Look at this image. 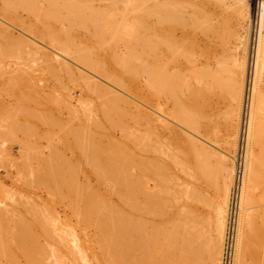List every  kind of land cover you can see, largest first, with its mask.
<instances>
[{
	"label": "bare ground",
	"instance_id": "1",
	"mask_svg": "<svg viewBox=\"0 0 264 264\" xmlns=\"http://www.w3.org/2000/svg\"><path fill=\"white\" fill-rule=\"evenodd\" d=\"M123 1L125 3V9H126V10H124L125 12L128 11V9H129V11L131 13L136 12L137 14H139L138 19L136 21L134 20L133 23H130L127 21V19H126L127 15L125 13L124 14L126 17L124 15L123 16L121 15L119 18L113 16L114 14L112 13L111 8H113V6L117 7L116 2H118V0H113L114 3H112L113 6L110 7V10L96 8L92 4L93 2L89 1V0H84V1L80 0V2H77V3L75 0L73 3H69V1L67 3V1L63 2V1H59V0H46L45 1L46 5L43 4L45 6L42 5L44 0H12L11 2H7V3L3 4L2 6H0V10L4 13L5 17L9 18L12 21H17V22L20 21L19 17L16 16V14H15L16 13L15 9L17 10L18 8H23L24 10H27L30 14L33 13L34 15L33 14L32 15L34 16V18H35V16L36 17L39 16L38 18L41 19V24L36 25L37 29L34 31L35 34L40 36V38H42V39L50 41V43L55 47V49H57L59 51V53H68L69 52V49H70L69 44H71L70 38L72 37L70 30H73L75 28L76 24L84 26V27H86V29L88 27H90L91 29L93 28V30H94L93 34L95 36H97L98 39H100V40L104 39V35L106 34V32H107V34L109 32L110 41L113 40L112 41L113 43H118L119 41H121L122 44L124 42V46H125L124 49L126 48V51H128L129 46H133V43H132L133 41L135 42L134 43L135 46H139V44L141 43L142 47H145L144 50H147L146 52H148V54H150L151 56L154 57V61L152 60L151 62L147 63L144 66V68L134 67L133 62H132V60L134 59L133 55H135V53L132 55L134 50L132 52L128 51L129 54L127 53L128 55L125 56L124 58H123V56L120 57L119 55H117V54H120L119 52H122V51L118 52V50L120 48L122 49L123 45L116 51V54H114V55L112 54L113 59H114V57H115V59H117L119 66L122 67L121 71L128 73V76L130 73H136V74L138 73V74H141L142 76H143V74H145L146 81L144 78V82L147 85H149L150 87H152L153 89H155L154 94L156 93V91L159 94H164L167 91H169V87L171 88L170 83L172 82V84H173V81H176V83L178 84V86L181 90H183V89H186V91L188 90L189 95H188L187 102L183 103L182 101H180L183 104L177 105V107L174 111L169 112L170 118H169V116H166V117H168L170 119V121H172V122L177 120V121L185 124L187 127L197 131V132L204 130V129H206L207 131L210 130L209 125L206 126L203 119L204 118L206 119L209 116L210 108H212L210 106L213 102L212 101L213 97L211 96L210 90L212 88H216L215 91L217 92V89L220 88V86H221L222 81H220L221 78L219 79L220 73H218V69H217V71L213 72L211 67L208 65L202 66L201 68L197 67L198 66L197 65L191 69V72L188 75H182V73H181V74H177L176 76H172L171 73L169 72V70L167 69V67L169 65L168 63H169V61L177 59L178 56L183 55V56H186V58L187 57L189 58V55L193 54L196 44L197 45L199 44L197 42V37H196V32L198 30H201L200 32L203 31L204 33L207 32L210 39L212 38L210 35H214L215 33L217 34V32H218L217 29H218L219 25H217L218 27H216L214 22L212 21L213 20L212 19L213 18L212 8L215 6L216 3H220V4L222 3V4H224V6H226V8H230V10H232L231 16L229 17V15H227L228 18L224 22V23L228 24L227 25L228 27L226 26L227 27L226 30L224 29L225 30L224 34H221V33L220 34L223 36V40L225 42L230 41L231 39L235 38L237 40L236 43H238L236 46V49L233 52H230L229 54L227 53L228 55L224 56V58L226 57V61L230 62V63H227V65L229 67L228 71L230 72V78H229L228 82L226 81L227 84L224 86V88H226V87L228 88V91L230 92V95H231V96L230 95L229 96L232 97L229 100L234 102L233 106L229 105L232 107L230 109V112L228 113L230 116V128L232 131L231 134H232V136H234L231 139L232 140V142H231L232 148L236 149V147H237V142H236L237 139L236 138H237V135L240 133L239 131L241 130L240 124H241V126H243L244 123L246 125V133H245L246 134V136H245L246 142H245L244 147L242 149V156H241L242 167H241L240 173L238 171V161H239V156H240L239 151H240L241 145H242L241 141H240V144L238 145V153H236L237 156L233 155L229 152L223 151L224 152L223 154H221L220 156H216L217 162L214 164L212 159L215 157L216 154L219 155V153H216V152L213 153L212 150H209V148L207 146L201 144V142L198 141V139L196 140L194 137H189L188 140H182L185 142L184 144L179 142L180 145L178 146V151H174L175 149L172 150V147L168 146L170 143L168 145L165 144V146H164L163 142H161V143L158 142L156 144H160V145L157 146L154 143L155 140L154 141L153 140H147V139H150L151 137L149 138L146 136V137H144V140H142L140 138H138L140 140H137L139 133L137 135V133L133 132L135 135H137V137L135 135H133V136L130 135V137L133 138L135 136L134 138L139 143L141 150L144 152V154H140V156L137 155L138 157L136 158L135 156H131L132 155L131 150L128 151V149L130 148L129 145L126 144L127 145L126 146V145L122 144L124 142L119 143L120 140L118 141V139L115 137V135H114V137H110V140L107 138L108 142H107V144H104L103 142H101V140H103L104 138H97V137H99V135H101V133L98 134V136L96 135L97 137H95L94 136L95 133L93 131V128H91L92 125L90 126L89 124H87L88 126L86 127V125H85L83 133L82 132L80 133L81 136L78 134L79 136H77V137H79L80 141L84 140L81 142L82 145H80V146L83 148L82 152H83L84 160H85L86 164L89 165L88 171H89V169L91 170V168H92L93 171L92 170L91 171L97 174L99 179L97 180L96 184L98 186L100 184L99 183L100 181L103 182L102 184H104L105 182L106 183L109 182L108 185L110 184V186H111V184H112V186H117L116 189H115V187L113 188L114 190L112 189V187L111 188L108 187V188H110L112 191H114V195L115 194L117 196L119 195V197L121 195V199H119V200H123L121 202H123L124 205H127L131 209L130 214H129V211L124 213L123 210H122L123 212H121V210L120 211L117 210L118 208L115 209L116 205H115V207L111 206V202H112L111 200H113L114 198L109 200L107 198V196L110 193H112V191L109 192L108 195H106L105 193H107V191L105 193H101L102 190H99V187L97 185L95 187L94 186L90 187L91 184L93 185V182H90V180H88V179H91L89 176H87V177L85 176V180L88 178L86 180V182L88 181L87 184H80L79 187H80V190L83 191L82 192L83 196H81V195L80 196H81V199L82 198H84V199H82L81 201L84 200L85 201L84 204L86 203L85 205L87 206V208H89V209H87V211L85 210L87 213L89 211V214H87V215H89V216L92 214L95 215V217H97V219L96 218H94V219H96L97 222L99 221V223H100V221H103L102 222L103 224L101 223L103 226H102V228L100 227V230L103 229V227H104V229L106 228L105 230H107V232L104 229L101 230L102 232L100 231L101 233H104V234H99L100 235L99 241H100L102 246L104 245L102 247L104 250H107L108 252H113L114 255L118 253L117 254L118 258L116 257L117 258L116 264H155V263L156 264H197L199 262L197 260L198 259L197 255H200V253H202L201 249H203V247L201 248V236L202 235L199 231V228L196 227L195 226L196 224L193 223L194 222L193 219L195 220V218H193V217H195V216H193L194 213H192L193 211L190 208L186 211H185L186 208L185 209L183 208L185 212H182L179 210L178 211L175 210L176 211L175 212L174 209L171 210V207L172 208L174 207L173 202L178 197V193H179L178 191L182 190V189H180V190L176 189L177 184L175 185L174 184L175 182H173V181H175L174 180L175 177L172 173L173 172L172 170H174V167H176V166L179 167V165H181V164L183 165V167H187V166H189V164L191 165V164L195 163V165L197 164V166L200 168V170H202L201 172H207L206 174L208 175L209 178L212 179L215 176L219 177L217 179L218 182L216 180V182H217L216 188L219 190V193L221 196V199H220L221 201L219 200L220 202H219V204L217 203L218 205L216 206L217 210L215 209L216 215H215V218L213 217V220L215 219L214 220L215 222L213 221V229H212L214 232L212 233L213 235L211 234L212 235L211 239L213 238V240H212L213 245L210 243V245H212L213 250H216V253H217L216 259H215V264H220L221 261H222L221 264H223L222 246L224 244V247H223V255H224L227 232H228L229 215H230V200H231V196H232L233 187L237 186L238 204H237V210H236V222H235V229H234L233 242H232V247H233L232 264H244L243 263L244 257H245L244 254H245L246 249L248 248L247 246L250 245V243H248V242H249V240H251V239H249V235H250L252 228H254V227H252L253 226V220H252L253 215L251 214L253 212L251 210L252 204L254 202L260 203L261 201H263L262 203L264 204V0H258L257 1V9H254V6L250 3L249 0H200V4H197L198 2H195V1H194L195 2L194 3L193 1H190V0H186V1H184V0H151L152 1L151 3H148V2H150V0H123ZM189 1L194 3V4L190 3ZM197 1H199V0H197ZM183 2H185L186 4ZM187 3H188V5L190 4L191 6L189 5L190 7H188ZM110 5H111V3H110ZM216 5L218 7L219 4H216ZM13 9H14V11H13ZM230 10L228 9V11H230ZM66 12L67 13L76 12L77 18L75 20L74 28H73V24H72V19H70L68 17ZM111 13H112V15H111ZM226 13H228V12H226ZM226 13H225V15H226ZM63 14H65V15H63ZM70 15H72L70 17H73L74 14H70ZM131 17L133 18V16H131ZM38 18H36V19H38ZM49 19L50 20L55 19V22L56 23L60 22V24L62 22L64 24L63 25L64 27L61 25L62 26L61 29H60V27L58 28L60 30L55 29V27L53 26L55 24H52L49 21ZM232 22H236L237 26H239L237 28V29L240 28L239 33L234 30L233 25H230V24H232ZM175 23H177V25L180 24V26L183 27L184 35L182 34L183 35L182 38L177 39L173 36L172 27ZM216 23H217V21H216ZM158 25L164 27L166 29V31L161 33L157 29V27H159ZM220 27H221V25H220ZM32 30H33V28H32ZM224 30H222V31H224ZM69 33L71 34V36L69 35ZM0 35L2 36V40L5 39L8 43H10L11 46H12V44H16V45H18V47L23 49L22 50L23 52L22 51H20V52H22L24 56H26L28 54L29 60H31L32 58L36 59L37 56H38V58H43V60H46V61L54 59V57H53L54 55L52 56L51 53L49 54L46 51L42 50L41 48L36 47L34 45V41H33V43H31L29 40H27L28 38L26 39V38L21 37V36L20 37L15 36L14 33L9 28H7V26L5 27L2 24H0ZM80 37H82V36L80 35ZM218 37L220 38V36H218ZM0 39H1V37H0ZM78 40H80V38ZM119 44H121V43L119 42ZM74 45H76V44H74ZM106 45H108V44H106ZM106 45H104V46L106 47ZM206 46L207 45H205V47ZM75 47L77 48V46H75ZM205 47H204V49H205ZM25 48H27V49L25 50ZM29 48H30V50H28ZM200 48H201V46H200ZM81 49H83V48H81ZM204 49L203 50L201 49L202 52L207 50V49H205V50ZM5 50H8V49H5ZM83 50L85 51L86 49H83ZM58 51H57V55L59 54ZM75 51H77V50H75ZM140 51H141V49H140ZM227 51H228V49H227ZM1 52H0V54H1ZM20 52H19V55H21ZM79 52H77V57H76V54L74 52L75 58L77 60H79L80 62H83L84 64L90 66L92 68L91 71L93 69L97 70V73L100 72L101 75L103 74L106 76V78L108 77V79L110 78L111 80H113L112 83L115 81V82L119 83V85L120 84L122 86L127 85V83L124 82V79L122 77H120L119 73L117 74L113 71L109 72V70L106 69L107 68L106 66L103 65L104 67H106V68H104V67H102V65L99 62L93 61V58H89L90 57L89 53H86V54H88L89 57H84L83 55H86V54H81L82 52L81 53H79ZM203 53L205 54L206 51ZM165 54H169L171 56L172 60L167 59L165 57ZM57 55L55 54V57ZM112 55H110V56L112 57ZM138 55H139V52H138ZM169 55H166V56L170 57ZM31 56H32V58H30ZM94 56H95V54H94ZM116 56H117V58H116ZM163 56L166 58V62L164 61V59L162 61ZM193 56H195V55H193ZM58 57H59V55H58ZM58 57H56L55 59H57ZM60 58H62V57H60ZM75 58H74V60H75ZM26 59H28V58H26ZM63 59H65V58H63ZM63 59H57V60H62V62H60L59 65L58 64L52 65L50 67V70L57 72L58 69H60V71L62 69L65 71V73L68 72L71 74H75L73 72L74 71L73 67H71L72 65L70 66L69 63H66V60L63 61ZM188 61H189V59H188ZM110 63H112V62H110ZM102 64H104V63L102 62ZM166 64H168V65H166ZM222 65H223V63H222ZM190 66H192V65H190ZM224 67H226V66H224ZM222 69H223V67H222ZM220 71L222 72V70H220ZM223 72H225V71H223ZM177 73H179V72H177ZM225 73H227V72H225ZM84 75L79 76V74H78V76L83 81H85V83H87V85L89 87L90 86L94 87L93 92L95 91V89H97L107 101V102L105 101L104 103L108 106V108L102 110V113H101L103 118H105L107 121L105 120L106 122H104L103 121L104 119L101 120V117H99V119L94 120L95 127L99 128L101 126L100 122H102V121H103V124L104 123L107 124V122H109V127H110V123L112 124V126L116 125V127H117V125H119L121 122L124 123L122 121L123 117L126 118V120H127V116H129V115L130 116L132 115L135 118L139 115L138 117H140V119L145 118L147 120L145 122L146 123L149 122L147 124H150V126L154 127V122H156L155 121L156 117L154 118L152 114H150L149 112L143 111L141 109H138L137 112L139 114L136 112L137 116H135L134 113L131 114L128 112V110L122 109L123 107L120 108L121 105H120V107H118V105H117L118 102L127 104L130 101H128L124 97L120 96L121 92L119 93L120 95H118V93H115L114 91H111L110 89L106 88L107 87L106 84H105L106 87L103 85H100L99 84L100 80L98 81V84H97L95 81H93L92 77L88 78ZM130 76H131V78L134 77L131 74H130ZM228 77H229V75H228ZM192 79H195L194 81H196V82L195 83H194V81L192 82ZM224 79H226V77H224ZM129 81H130V79H129ZM133 81H135V80H133ZM223 81L224 82H222V86H223V83H225V80H223ZM101 82H103V81H100V83ZM197 82L198 83L200 82L201 86L196 85ZM130 83L132 84V82H130ZM139 83H141V82H139ZM173 86H175V85L173 84ZM86 88H88V87H86ZM140 90H141V88H140ZM224 90H226V89H224ZM213 91H214V89H213ZM228 91H227V93L229 94ZM169 93H172V91ZM123 94L124 93H122V95ZM213 94H214V92H213ZM227 97H228V95H227ZM139 99H140V97H139ZM184 100H186V99H184ZM100 103H101V101H100ZM96 105H97V103H96ZM102 106H104V104ZM124 106L126 107V105H124ZM127 109H129V108H127ZM125 115H127V116L125 117ZM87 116H88V114H87ZM88 117H87V119H88ZM130 118L131 117H129V119ZM169 119H168V121H169ZM173 119H175V120H173ZM91 120H92V118H91ZM161 120H162V118H161ZM163 120L166 121L167 118L164 117ZM208 120H210V118ZM168 121H166L165 122L166 124H164V125L166 128L171 129V125H169ZM88 123H89V119H88ZM176 124L178 125L177 122H176ZM80 125H82V124H80ZM105 125L104 126L102 125L99 129L104 130L105 128H102V127L108 128ZM228 126H229V124H228ZM135 128L136 127L134 126L133 129L135 130ZM111 129H113V128H111ZM118 129H120V128H118ZM125 129L130 130L129 128H126V127L124 128V130ZM131 129H132V127H131ZM146 130L148 131V128ZM143 131H145V130H143ZM95 132H96V130H95ZM99 132H101V131H99ZM129 132L130 131H128V133ZM104 133H106V132H104ZM104 133H102V134H104ZM133 133L131 131V134H133ZM142 133H143V135L145 134L144 132H142ZM147 133L149 135L150 132H147ZM153 134H151V136ZM83 136H85V138ZM100 137H103V136L101 135ZM123 137H126L125 134ZM128 137H129V134H128ZM157 137H158V135H157ZM112 138H114V139L116 138L118 143L115 142V140ZM145 138H146V140H145ZM152 138H153V136H152ZM242 138H243V136H242ZM111 139H112V141H111ZM124 139H126V138H124ZM95 140H98V141H95ZM130 140H132V139L130 138ZM128 142H129V140H128ZM243 142H244V140H243ZM130 143H133V142H130ZM130 143H128V144H130ZM164 143H166L165 140H164ZM136 146L138 147V145H136ZM78 148H79V146H78ZM181 150L183 151V154L185 155V156L183 155L184 157H182V158H181L182 155L181 156L179 155L180 153H182ZM158 152H160L159 156L163 157V154L166 155L165 156L166 159H163L164 157L163 158L159 157L158 154L156 156V153H158ZM187 163H188V165H187ZM234 164H235V168H234ZM191 167H194V165H191ZM132 168H136L137 171L133 172ZM179 168H181V166ZM188 168H190V167H188ZM71 170H72V168H71ZM176 170H178V169H176ZM184 170H187V168H185ZM187 171H190V170H187ZM94 173H92V174L96 175ZM64 174H65V172H64ZM198 174H199V172H198ZM202 174H204V173H202ZM187 175H188V173H187ZM150 176H153V177L156 176V178H157V181H156L157 189L152 190V191L149 190L148 185H147V179ZM54 178H56V177H54ZM204 179H206V178H204ZM62 180L68 188L74 186L73 173H69L68 175L66 173L64 176V179L62 178ZM52 181H53V179H52ZM57 181L59 182L60 180H57ZM213 181H215V180H213ZM63 182L62 183L60 182V183L63 184ZM86 182L83 180L82 183H86ZM189 185H191V184H189ZM101 186H100V189H101ZM63 187H65V186H63ZM81 187H82V189H81ZM97 187H98L97 191H101V192L95 191L96 190L95 188H97ZM185 188L186 189L184 190V193L186 195H188V198L189 197L192 198L194 196V194L197 193V192L194 193L195 189H193L194 187H192V185L187 186ZM257 189H259L258 191H260V189H261V193H262L261 196H260V192H259L258 197H257V195H256V192H258ZM115 190L117 191L116 193H115ZM77 193H79V191ZM100 193L103 194V196L105 194L106 197L104 196V198L109 200L110 202H107V200H105L103 198V196L101 197ZM109 196L112 197V194ZM259 196H260V199H259ZM178 199H179V197H178ZM194 199H195V196H194ZM60 200H61V198H60ZM172 200H174V201H172ZM114 202L115 201L113 200L112 203H114ZM171 202H172V204H171ZM260 205H262V204H260ZM127 206H123V207H127ZM125 211H127V210H125ZM155 215H162L163 219L161 221L165 220L167 226L163 225L164 228L158 229L162 225L161 224H158V226L154 225L156 223H154L153 221H155V218L157 217ZM152 217H153V219H152ZM78 218H79V216H78ZM101 218L105 220V223H104V220H102ZM106 218L109 220L111 218V221L110 222L106 221L107 220ZM262 219H263L262 220L263 223L261 224L262 226H260V228H262L261 230H262V234H263V240L261 238L263 247L261 246V248H264V208L262 211ZM120 220H121L122 224L119 223ZM113 221H115V224L118 223L120 225H118V224L114 225ZM116 221H117V223H116ZM20 222H18V223H20L19 225L22 229L18 230V229H20V227H18V229L16 228L15 230H13V232L15 231L14 233L18 234L17 232L19 231L20 236L17 235L19 238L21 236L23 237V235H21L23 233L26 237L29 229H30L29 233H31V227L26 222V220L23 221V223H22V220ZM25 222L27 223V226H29V228H27V227L23 228V226H26V225H24ZM106 222H108L110 226H108ZM123 222H125L124 225H123ZM22 224H23V226H21ZM31 224H32V222H31ZM104 224H106V225H104ZM127 224H129V225H127ZM113 225L115 227H113ZM106 226H108V227H106ZM116 226H119V227L117 228ZM256 226H258V225H256ZM111 228H113V230ZM23 229H27L28 231L26 230V232H23V231H25ZM83 229H85V228H83ZM108 232H110V233H108ZM25 233H27V234H25ZM262 234H261V236H262ZM35 235H34V237H36ZM74 235L75 234H73V236H72L74 238H72V240H70V241L75 247H78L79 249H81V247L78 246L79 244L77 242L78 241L77 237H76V235L75 236ZM17 236H14L15 237L14 240L17 239ZM29 237H31V236H27V238H29ZM38 238H40V237H38ZM63 238H65V237H63ZM202 238H203V236H202ZM23 239H24V237H23ZM31 239L33 240V238H31ZM21 240L22 239L20 238V241ZM3 241H4L3 239H0V254L2 253L1 255L2 256L4 255L3 257H5V255H8V252H9L8 250L6 252V247L10 248V246H6L5 245L6 243L4 244ZM16 241H18V242H16ZM16 241H15V243L20 244L24 240H22L20 242L19 239H17ZM27 241L29 242L28 239H27ZM27 241L25 238L24 243L25 242L27 243ZM49 241H50V239H49ZM257 243H258V241H257ZM31 244H34V243L29 242V245H31ZM22 245H24V244H22ZM61 245L63 247V244H61ZM210 245H209V247L211 250L212 248ZM3 246H5V248ZM25 246H26V244L22 247H25ZM31 247L33 248V245ZM25 248H27V246ZM25 248H23V250H26ZM28 248H29V246H28ZM28 248L26 251L29 252ZM34 249L35 248H33V250ZM59 249H60V247H59ZM33 250H31L29 252V254ZM42 252H44V251H42ZM80 252H82V251L80 250ZM83 253H84V251H83ZM249 253H251V252H249ZM15 254H16V252H15ZM26 254L29 255L28 253H26ZM113 254H112V256H114ZM157 255H158V257H157ZM221 256H222V260H221ZM10 257L13 258V255H11ZM25 257H27V256H25ZM16 258H18V257H16ZM262 258H264V257H262ZM109 261H111V260H109ZM84 263L88 264V262L86 260ZM0 264H1V262H0Z\"/></svg>",
	"mask_w": 264,
	"mask_h": 264
},
{
	"label": "rangeland",
	"instance_id": "2",
	"mask_svg": "<svg viewBox=\"0 0 264 264\" xmlns=\"http://www.w3.org/2000/svg\"><path fill=\"white\" fill-rule=\"evenodd\" d=\"M11 1L12 0H0V6H2L3 4H5L7 2H11ZM45 1L46 0H44L42 5L43 4L46 5ZM59 1H63V2L67 1V3H68V1H69V3L74 2V0H72V1L71 0H59ZM75 1H76V3L80 2V0H75ZM81 1H84V0H81ZM89 1H92L93 3L92 2L91 3L96 8L107 9V10H110V7L113 6L112 3H114L113 0H89ZM184 1H186V0H184ZM190 1H193V2L195 1V2H198L197 4H200V0L199 1L190 0ZM249 1L254 6V9H257V1L258 0H249ZM151 2L152 1L150 0V2H148V3H151ZM110 3H111V5H110ZM116 3H117V7L113 6L114 9L111 8V11L114 14L113 15L114 17L119 18L121 15L125 16V14H126L127 17L126 16L125 17H126L127 21L130 23H133L134 20L136 21L138 19L139 14H137L136 12L131 13L129 11V9L126 12L124 11L126 9H125V3L123 0H118V2H116ZM183 3H185V2H183ZM190 3H192V2H190ZM194 3H192V4H194ZM216 4H219L218 7ZM216 4H215L216 7L214 6L212 8V11H213V18H212L213 20L212 21L214 22L216 27H218L217 25H219L218 29L220 31L217 29V31H218V32L216 31L217 34L215 33L214 35H210L213 39L209 38V35L206 31H205L206 33H204L203 31L200 32L201 30H198L196 32V37H197V42L199 44L198 45L196 44V46L194 48L195 50H194L192 55H189V58L188 57L186 58V56L182 55L183 57L178 56L177 59L172 60L171 56L169 54H165V57L167 59L172 60V61H169V63H168L169 65L166 64V65H168L167 69L169 70V72L171 73L172 76H176L177 74H181V73H182V75H188V74H190L191 69L193 67L198 65L197 67L201 68L202 66L208 65L211 67L213 72L217 71V69H218V73L221 74V75L219 74V79L221 78L220 81L224 82L223 80H225V83H223V86H222V82H221V86H220V88L217 89V92L215 91L216 88H212L210 90L211 96L213 97L212 98L213 102L210 106L212 108H210L209 116L206 119L204 118L205 120L203 119L206 126L209 125L210 130L207 131L206 129H204V130H201L198 132L187 127L185 124H183L177 120L172 122L169 119L170 118L169 112L174 111L176 109L177 105L183 104L184 102H187L188 95H189L188 90L187 91H186V89L181 90L179 88L178 84L176 83V81H173V84L175 86H173V84L171 82L170 83L171 88L169 87V91H167L164 94H159L156 91V93L154 94L155 89H153L152 87H150L149 85H147L144 82V78L146 81L145 74H143V76H142L141 74H138V73L137 74L136 73H130L132 76H134L131 78L130 74L128 76V73L121 71L122 67L119 66L117 59H115V57L113 59V55L116 54V51L123 45L122 49L120 48L118 50V52L122 51V52H119L121 55L120 54H117V55H119L120 57L123 56V58H124L125 56H127L129 54V52H132L134 50L132 53V55L135 53V55H133L134 59L132 58L133 59L132 62H133L134 67L144 68V66L147 63L151 62L152 60L154 61V57L151 56L150 54H148V52H146L147 50H144L145 47H142L141 43L139 44V46H135V44H134L135 42L133 41L132 42L133 46H129V48H128L129 52H128V51H126V48L124 49V47H125L124 42L122 44V42L119 41L121 43V44H119V42L113 43L112 42L113 40L110 41L109 32H108V34L106 32V34L104 35V39L100 40V39H98L97 36H95L93 34L94 33L93 28L91 29L90 27H88L89 29L88 28L86 29V27L81 26L79 24L75 25V20L77 18L76 12H74V13H67L66 12L68 17L70 19H72L73 28H74V25H75V28L73 30H70L72 37L70 38L71 44H69L70 45L69 52L68 53H59V51L57 49H55V47L50 43V41L42 39V38H40V36L35 34L34 31L37 29L36 25L41 24V19L38 18L39 16L38 17L35 16V18H34L33 13L30 14L27 10H24L23 8H18L17 10L15 9L16 13L14 12L16 14V16H18L20 19V21L17 22V21H12L9 18L5 17L4 13L0 10V21H1L0 24H2L5 27L7 26V28H9L14 33L15 36H19V37L21 36V37H24L26 39L28 38L27 40H29L31 43H33V41H34V45L36 47L41 48L42 50L46 51L49 54L51 53L52 56L54 55L53 60H47L46 61V60H43V58H38V56L36 57V59H33L31 56L30 58H32V59L29 60V57H28L29 55L28 54L26 55L25 54L26 52L24 53L26 56L23 55V53H22L23 49L18 47V45H16V44H12V46H11L10 43H8L5 39L2 40V36L0 35V37H1V39H0V49H1L0 52L2 51L0 54V239L4 240L3 242H4V244L6 243L5 244L6 246H10V248L6 247V252H7V250L9 251L8 255H5V257H3L4 255L2 256L1 255L2 253L0 254V256L2 257V258L0 257L1 264H85L84 263L85 260L88 262V264H102V263L103 264H116L117 263L116 260L118 258V256H117L118 253L115 254L116 255L115 256L113 254V252H108L107 250H104L102 248L104 245L102 246L100 241H99V236H100L99 234H104V233H101L102 232L101 230H103L104 227H103V229L100 230V227L102 228V226H103L102 225L103 221H100V223H99V221L97 222V220H96L97 217H95V215H93V214L90 216L87 215V214H89V211H88V213L86 211L89 208H87V206L85 205L86 203L84 204V202H85L84 200L81 201L84 198L81 199V196H83L82 195L83 191L80 190L79 185L80 184H87L88 181L86 182V180L88 178L85 180V176L86 177L89 176L91 179H88V180H90V182H93V185L91 184L90 187H92V186L95 187L97 185L96 184L97 180L99 179L97 174L92 172L93 171L92 168H91L92 171L90 169L88 171L89 165L86 164V162L84 160L83 152H82L83 148L80 146V145H82L81 142L84 140L80 141L79 137H77L80 135L81 132L83 133L85 125H86V127L88 126L87 124H89L90 126L92 125L91 128H93V131L95 133V135H94L95 137H97L98 134L101 133V135L103 137H100L101 135H99V137H97V138H104L103 140H101V142H103L104 144H107L108 139L110 140V137H114V135H115V137L118 139V141L120 140L119 143L124 142L122 144L129 145L130 148L129 147H128L129 149L127 148L128 151L131 150V153H132L131 156H135L136 158L138 156H140V154H144V152L140 148L139 143L134 138L135 136L137 137L138 133H139V135L137 137V140H140V139L144 140V137H146V136L149 138L151 137L150 139H147V140H153V141L155 140L154 143L157 146L160 145V144H156L158 142L159 143L163 142L164 146H165V144L168 145L170 143L168 146L169 147L171 146L172 150L175 149L174 151H178V146L180 145V143H183V144L185 143L182 140H188L189 137H194L196 140L198 139V141H200L201 144L207 146L209 148V150H212L213 153L214 152L219 153V155L216 154L215 157L212 159L214 164L217 162L216 156H220L224 152H229V153L237 156L236 153H238V145L240 144V141H241V144L243 145V147H244V144L246 142L245 141L246 125H245V123H244L245 126L244 125L241 126V124H240L241 130L239 131L240 133L237 135V138H236L237 139L236 140L237 147H236V149L232 148V145H231L232 140L231 139L234 136H232V134H231L232 131L230 128V116L228 113L230 112V109L233 106L234 102L229 100L232 97H230L231 95H230V92L228 91V88L227 87L224 88V86L227 84L226 81L228 82V80L230 78V72L228 71L229 67L227 65V63H230V62H227L226 57L224 58V56L225 55L227 56L230 52H233L236 49V46L238 43H236L237 40L235 38L231 39L230 41H227V42H225L223 40V36L221 34H224L226 28L228 27L227 26L228 24H226L224 22L228 18L227 15H229V17L231 16L232 10H230V8H226V6H224V4H222V3H221L222 5L220 3H216ZM45 5H43V6H45ZM187 5H188V3H187ZM189 5H188V7L191 6V5L190 6ZM228 9L230 11H228ZM13 11H14V9H13ZM224 12L225 13L228 12V13H226V15H225ZM112 13H111V15H112ZM70 14H74L73 17H70V16H72ZM63 15H65V14H63ZM131 16H133V18ZM36 18H38V19H36ZM51 20L49 19V21L52 24H55V25H53L55 27V29H58L59 27L61 29V27L64 25L62 22L60 24V22H58L57 20L56 21L58 23H56L55 19H51ZM216 21H217V23H216ZM220 25H221V27H220ZM230 25H233L234 30L239 33L240 28L237 29L239 26H237L236 22H232V24H230ZM158 26L159 27H157V29L161 33L166 31V29L164 27H162L160 25H158ZM32 28H33V30H32ZM60 29H58V30H60ZM221 29L222 30L225 29V30L222 31ZM172 31H173V36L177 39L182 38L184 35L183 27H181L180 24L177 25V23H175L172 27ZM70 33H69V35L71 36ZM80 35L82 37H80ZM218 36H220V38ZM79 38H80V40H78ZM73 43L76 45H74ZM106 44H108L109 46ZM104 45H106V47ZM205 45H207L208 47L207 46L205 47ZM75 46H77V48ZM200 46H201V48H200ZM204 47L208 51L205 50ZM81 48L86 49V50L84 51ZM5 49H8V50H5ZM26 49L27 48H25V50ZM140 49H141V51H140ZM201 49L202 50L204 49L206 51V53L204 54L203 52H205V51L202 52ZM227 49H228V51H227ZM28 50H30V48ZM75 50H77V51H75ZM18 51L19 52L22 51V52H20V54L22 56L19 55ZM57 51L59 53L58 54L59 57L57 55ZM74 52L76 54V57H77V52H79V53L82 52L81 54L89 53L90 57L88 56V54L83 55V56L93 58V61L99 62L102 65V67L106 66L107 68L106 67H104V68L109 70V72L113 71L117 74L119 73L120 77H122L124 79V82L127 83V85L122 86L121 84L119 85V83H117L115 81L112 83L113 80H111L110 78L108 79V77L106 78V76L103 74L101 75L100 72L97 73V70L93 69L91 71L92 68L90 66L84 64L83 62H80L79 60H77L75 58ZM138 52H139V55H138ZM55 54L57 55L56 57H58L57 59L65 58V59H63V61L66 60V63H69L70 66L72 65L71 67H73V70H74L73 72L75 74H71L68 72L65 73V71L62 69H61V71H60V69H58L57 72L51 71L50 67L52 65H55V64L59 65L60 62H62V60L55 59L56 58ZM94 54H95V56H94ZM110 55H112V57ZM166 55H169L170 57H167ZM193 55H195V56H193ZM60 57H62V58H60ZM165 57L163 56L162 61L164 59V61L166 62ZM26 58H28V59H26ZM74 58H75V60H74ZM116 58H117V56H116ZM188 59L190 62L188 61ZM102 62L104 64H102ZM110 62H112V63H110ZM222 63H223V65H222ZM190 65H192V66H190ZM224 66H226L227 68ZM222 67H223V69H222ZM220 70H222V72ZM176 71L179 73H177ZM223 71H225L227 73H225ZM78 74H79V76H82L85 74L84 76H86L88 78L92 77L93 81H95L97 84H98L99 80L103 81L101 83L99 81V84L103 85V86H105V84H106V86H107V87L105 86L106 88L110 89L111 91H114L115 93H118V95L121 94L120 96L124 97L125 99H127L130 102L127 104L118 102L117 105H118V107H120V105H121L120 108L123 107L122 109L128 110L129 113H131V114L134 113V115L137 116L136 115L137 110L141 109L143 111H146V112H149L150 114H152L154 118L156 117L155 118L156 122H154V127L150 126V124H147L149 122L146 123L145 121H147V120L145 118H141L143 120L142 121L140 119V117H138L139 115L135 118L132 115L127 116L128 114L125 115V117L127 116V120L130 123L126 120V118L123 117L122 121L124 123L121 122L122 124L120 123L121 125L119 124V125H117V127H116V125L112 126V124L110 123V127L113 129H111L109 127V122H107V124L106 123L103 124V121L104 122L107 121L101 115L102 110L108 108V106L104 103L106 101V99L103 97V95L97 89H95V91L93 92L94 87L93 86L89 87L87 85V83H85V81H83L78 76ZM228 75H229V77H228ZM224 77H226V79H224ZM129 79H130V81H129ZM133 80H135V81H133ZM194 80L195 79H192V82ZM130 82H132V84ZM139 82H141V83H139ZM195 82L196 81H194V83ZM196 85L199 86L200 82L199 83L197 82ZM86 87H88V88H86ZM140 88H141V90H140ZM213 89H214V91H213ZM224 89H226V90H224ZM171 91H172V93H169ZM212 91L214 92V94ZM227 91L229 92V94L227 93ZM122 93H124V94L122 95ZM227 95H228V97H227ZM139 97H140V99H139ZM184 99H186V100H184ZM100 101H101V103H100ZM180 101H182L183 103ZM96 103H97V105H96ZM103 104H104V106H102ZM124 105H126V107ZM229 105H232V106H229ZM127 108H129V109H127ZM87 114L89 117L87 116ZM166 116H169V118ZM87 117L89 119V123H88ZM90 117L92 118V120ZM99 117H101V120L104 119L100 123H101V126L102 125L104 126L106 124L105 126H107L108 128H106V127H102V128H105L106 130L108 129L107 131L105 129L104 130L99 129L101 126L99 128L95 127L94 120L99 119ZM129 117H131V118L129 119ZM164 117L167 118L166 121H168V119H169L168 123H169V125H171V129H168L165 127L164 124H166L165 123L166 121L163 120ZM161 118H162V120H161ZM209 118H210V120H208ZM173 120H175V119H173ZM176 122L178 123V125L176 124ZM80 124H82V125H80ZM228 124H229V126H228ZM134 126L137 129L135 128V130H134L133 129ZM125 127L129 128L130 130H128V129L124 130ZM131 127H132V129H131ZM118 128H120V129H118ZM147 128H148V131L146 130ZM95 130H96V132H95ZM143 130H145V131H143ZM99 131H101V132H99ZM128 131H130V132L128 133ZM131 131H132V133L133 132L137 133V135H135L134 133L131 134ZM146 131L150 132L149 135ZM104 132H106V133H104ZM142 132H144L145 134L143 135ZM102 133H104V134H102ZM124 134L126 137H123ZM128 134H129V137H128ZM151 134H153L152 135L153 138H152ZM130 135H132V136L135 135V136L132 138V137H130ZM157 135H158V137H157ZM242 136H243L244 142H243V140H241ZM83 137L85 138V136H83ZM116 138L115 139L112 138V139H114L115 142H117ZM124 138H126V139H124ZM130 138L132 140H130ZM138 138H140V139H138ZM112 139H111V141H112ZM128 140H129V142H128ZM145 140H146V138H145ZM164 140L166 141V143H164ZM95 141H98V140H95ZM127 142L128 143L133 142V143L128 144ZM136 145H138V147ZM78 146H79V148H78ZM243 147H242V149H243ZM242 149H240V151H239L241 156H242ZM181 152L182 153H180L179 155L180 156L182 155L181 156V158H182L185 155L183 154L182 150H181ZM157 154L159 156L160 152L156 153V156H157ZM165 156L166 155L163 154L164 158L162 156H159V157L166 159ZM241 161H242V159H241ZM187 165H188V163H187ZM191 165H194L195 168L191 167ZM191 165L189 164V166L183 167V165L181 164V165H179V167L181 166V168L176 166V167H174V170H172L173 171L172 173L175 177V179H174L175 181H173V182H175L174 183L175 185L177 184L176 189L177 190L182 189L183 191L182 190H180L181 192L178 191L180 193V194L178 193L179 199L177 197L176 198L177 200L176 199H175V201L172 200V201H174L173 202L174 207L173 208L171 207V210L174 209V211L179 210V211L185 212L186 210H188L190 208L193 211L192 212V213H194L193 216H195V217H193V218H195V220L193 219V221H194L193 223L196 224L195 226L199 228V231H200L201 235L203 236V238L201 236V248L203 247V249H201L202 253H200V255H197V258H198L197 260L199 261L197 264H199V263L200 264H215V259H216L217 253H216V250H213V248H212L213 238L211 239V237L213 235L212 233L214 232L212 229H213V221L215 220V219L213 220V217L215 218V215H216L215 211L217 210L216 206L221 201L220 200L221 196H220L219 190L216 188L217 187L216 184L218 182L217 179L219 177L215 176L211 179L206 174L207 172H201L202 170H200V168L197 166V164L195 165V163H194ZM188 167H190V168H188ZM71 168H72V170H71ZM175 168L178 170H176ZM185 168H187V170H190L191 172L184 170ZM234 168H235V164H234ZM132 169H133L132 170L133 172L137 171L136 168H132ZM64 172H65V174L67 173V175L69 173H73V181H74L73 187L68 188L64 184V182L62 180V178L64 179V176H65ZM198 172H199V174H198ZM92 173H94L96 175H93ZM187 173L189 176L187 175ZM202 173H204V174H202ZM53 176L56 178H54ZM204 178H206V179H204ZM52 179H53V181H52ZM57 180H60V181L58 182ZM83 180L86 183H82ZM213 180H215V181H213ZM216 180H217V182H216ZM156 181H157L156 176L155 177L150 176L147 179V185H148L149 190L152 191V190L157 189ZM60 182L61 183L63 182V184H61ZM99 183H100L99 186L98 185L97 186L99 187V190H102V192L97 191L98 187L95 188L96 189L95 191L101 192V193H105L107 191V193H105L106 195H108V193L112 191L110 189L111 187H112V189L114 187H115V189L117 188V186H112V184H111V186H110V184L108 185L109 182L108 183L105 182L104 184H102L103 182L100 181ZM189 184H191L192 187H194L193 188V189H195L194 193H196V192L198 193V194L197 193L194 194L195 199H194V196L192 198L191 197L188 198V195H186L184 193V190L186 189L185 187L191 186ZM62 185L65 187H63ZM100 186H101V189H100ZM108 187H110V188H108ZM81 189H82V187H81ZM258 190L259 189H257V191ZM78 191H79V193H77ZM116 192L117 191L115 190V193ZM259 192H260V196L262 195L261 189H260V191L256 192L257 197H258ZM105 194H104V196H105ZM111 194H112V197L109 196ZM109 195L107 196V198L109 200L114 198L113 200L115 201L114 203H112L113 200H111L112 201L111 206L115 207V205H116L115 209L118 208L117 210H119V211L121 210V212L124 211V213L129 211V214H130L131 209L127 205H124L123 202H121L123 200H119V199H121V195H120V197H119V195L118 196L116 194L114 195V191H112V193H110ZM100 196L102 197L103 194H101ZM104 196H103V198H104ZM260 196H259V199H260ZM60 198H61V200H60ZM105 200H107V199H105ZM109 200H107V202H110ZM262 202L263 201H261L260 203L254 202L252 204V209H251L253 211L251 213L253 215L252 216L253 217V219H252L253 220V226L252 227H254V228H252L253 231L251 230L250 235H249V239H251V240H249L248 243H250V245L247 246L248 248L246 249L245 254H244V256H245L244 261H243L244 264H263L264 263V260H263L264 258H262V257H264V248H261V246L263 247V244H262L263 234H262V230H261L262 228H260V226H262L261 224L263 223L262 211L264 208V204ZM171 204H172V202H171ZM260 204H262V205H260ZM123 206H127V207H123ZM183 208L184 209L186 208L185 211ZM125 210H127V211H125ZM78 216H79V218H78ZM155 216H157L155 218L156 222L155 221H153V222L156 224H154V223L153 224L156 226H158V224L162 225L158 229H161V228H164V226H167L165 220H163L164 222L161 221L163 219L162 215H155ZM153 217H152V219H153ZM94 218H96V219H94ZM21 220H22V223H23V221L26 220V222L31 227V233H29L30 229H29V231L27 229H23V230H25L23 232H26V230H27L28 234L25 233V234H27L25 237L24 233L23 234L20 233L21 235H23L24 239L22 236L20 238L24 241L26 238V241L28 239L29 242L34 243V244L29 245L28 241H27V243L26 242L24 243V241L20 244L15 243V241L17 239H19V241H20V238L18 237V236H20L18 230L22 229L19 225L21 223L20 222ZM102 220H104V219H102ZM106 221L110 222L111 218H110V220L107 219ZM18 222H20V223H18ZM31 222L33 225L31 224ZM108 222H106V223L108 226H110ZM113 222H114V225L118 224L117 221H116L117 224H115V221H113ZM25 223H24V225H26V226H23V224L21 226H23V228L24 227L29 228V226H27V223L26 224ZM104 223H105V220H104ZM119 223H121V220L119 221ZM124 224H125V222H123V225ZM104 225H106V224H104ZM114 225H113V227H115ZM118 225H120V224H118ZM127 225H129V224H127ZM256 225H258V226H256ZM108 226H106V227H108ZM18 227H20V229H18ZM116 227L118 228L119 226H116ZM16 228L18 229L17 230L18 234H15L14 233L15 231L13 232V230H15ZM83 228H85L86 230ZM111 229L113 230V228H111ZM105 231L107 232V230H105ZM110 232H108V233H110ZM33 234L34 235L36 234L35 235L36 237H34ZM73 234L76 235L77 240H78L77 242L79 244L78 246H80L81 249H79L78 247H75L71 243L70 240H72V238H74V237H72ZM261 234H262V236H261ZM14 236H17L16 240H14V238H15ZM27 236H31V237L27 238ZM38 237H40V238H38ZM63 237H65V238H63ZM31 238H33L34 241ZM261 238H262V240H261ZM49 239H50V241H49ZM257 241H258V243H257ZM16 242H18V241H16ZM210 243L212 245H210ZM22 244H24V245L26 244L27 248L29 246V248H28L29 252L31 250H33V248H35L30 253L31 255L29 254L28 251H26L27 250V248H25L26 246L22 247V246H24ZM61 244H63L64 248L62 247ZM32 245H33V248L31 247ZM209 245L212 248L211 250H210ZM3 247L5 248V246H3ZM59 247H60V249H59ZM223 247H224V244L222 246V256H223ZM23 248H25L26 250H23ZM80 250L82 252H80ZM42 251H44V252H42ZM83 251H84V253H83ZM15 252H16V254H15ZM249 252H251V253H249ZM26 253H28L30 256L27 255ZM10 254L13 255V258L10 257L11 256ZM112 254L114 256H112ZM25 256H27V257H25ZM222 256H221V260H222ZM16 257H18V258H16ZM157 257H158V255H157ZM109 260H111L112 262ZM221 263H222V261H221Z\"/></svg>",
	"mask_w": 264,
	"mask_h": 264
},
{
	"label": "built area",
	"instance_id": "3",
	"mask_svg": "<svg viewBox=\"0 0 264 264\" xmlns=\"http://www.w3.org/2000/svg\"><path fill=\"white\" fill-rule=\"evenodd\" d=\"M243 140V138H242ZM241 145V149H242ZM242 167V161H241V154L239 156L238 161V171L240 173ZM237 204H238V190L237 186L233 187L232 190V196L230 200V215H229V222H228V232H227V238H226V246L225 251L223 255V264H232L233 260V234L235 229V222H236V210H237Z\"/></svg>",
	"mask_w": 264,
	"mask_h": 264
}]
</instances>
